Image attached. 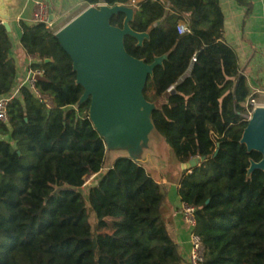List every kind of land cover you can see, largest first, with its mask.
Wrapping results in <instances>:
<instances>
[{
    "label": "trees",
    "instance_id": "16d2710c",
    "mask_svg": "<svg viewBox=\"0 0 264 264\" xmlns=\"http://www.w3.org/2000/svg\"><path fill=\"white\" fill-rule=\"evenodd\" d=\"M124 17L112 16L110 25L122 28ZM223 20L219 0H144L129 27L148 38L137 45L125 36L124 48L146 64L166 56L143 89L155 105L152 122L179 168L205 158L178 181V195L196 209L203 264H264V173L247 175L261 155L240 143L250 88L224 41ZM20 48L36 59L29 69L41 71L36 88L52 105L27 84L13 95L16 64L0 24V98L10 99L8 122L0 123L9 139H0V264H188L162 209L160 177L118 158L81 194L84 178L100 174L105 159L90 102L78 104L84 90L51 28L21 25ZM89 210L97 224L110 219V233L93 234Z\"/></svg>",
    "mask_w": 264,
    "mask_h": 264
},
{
    "label": "water",
    "instance_id": "95a60500",
    "mask_svg": "<svg viewBox=\"0 0 264 264\" xmlns=\"http://www.w3.org/2000/svg\"><path fill=\"white\" fill-rule=\"evenodd\" d=\"M134 11L135 7L127 5H90L54 33L71 59L76 84L84 90L78 104L90 102L88 118L104 141L109 168L118 158H128L150 169L143 148L159 134L151 119L155 105L145 100L143 89L147 78L166 56L146 64L126 52L125 36L135 38L137 45L148 38L146 33L134 32L129 27ZM119 13L125 16L122 28L110 25L111 17ZM37 78L43 80L42 76ZM240 143L248 152L261 155L260 161H250L247 175L255 170L264 173V106L253 110ZM204 160L192 159L182 164L181 170L190 173Z\"/></svg>",
    "mask_w": 264,
    "mask_h": 264
},
{
    "label": "crops",
    "instance_id": "0c3cea01",
    "mask_svg": "<svg viewBox=\"0 0 264 264\" xmlns=\"http://www.w3.org/2000/svg\"><path fill=\"white\" fill-rule=\"evenodd\" d=\"M50 8L51 30L59 31L73 18L84 11L88 5L86 0H46ZM137 4L144 0H134ZM223 14L224 41L233 48L237 55L239 75L243 76L250 88V96L257 103L264 98V0H219ZM33 0H0V24L8 33L11 42L10 55L16 64V79L13 95L26 84L29 65L36 62L32 56H24L20 48L21 25H31ZM253 92H256L253 95ZM249 96V97H250ZM0 139L8 141L7 136ZM143 168L154 179L160 177L158 183L167 188V196L173 211L166 215L168 227L182 255L188 263L189 244L187 226L182 217L176 212L178 203V183L170 185L168 179L157 168ZM95 174L94 179L108 170Z\"/></svg>",
    "mask_w": 264,
    "mask_h": 264
},
{
    "label": "built area",
    "instance_id": "2783aa9c",
    "mask_svg": "<svg viewBox=\"0 0 264 264\" xmlns=\"http://www.w3.org/2000/svg\"><path fill=\"white\" fill-rule=\"evenodd\" d=\"M127 6H133L136 8L137 3L134 0H130ZM31 23L32 24H44L46 27L51 28L52 22L50 20V8L46 0H33V10L31 15ZM187 27L184 24L177 25V32L179 34L186 33ZM196 57L192 56L190 60V64L195 63ZM189 74V69L186 72V76ZM39 76H42L41 71L39 70H30L28 77L26 79V84L32 90L34 95L47 107H51L52 102L48 95L42 94L36 88V83L38 81ZM256 92H253V95ZM10 99L8 98H0V123L8 122V102ZM258 106V103L251 96L248 97L245 110L241 114L242 121L248 122L251 118L253 110ZM95 174H91L89 180L93 179ZM86 178V177H85ZM84 184L86 185L87 182ZM176 212L182 217L185 225L187 226V240L189 244V254H188V264H203L204 262V247L202 245L201 239L196 232L197 221H196V209L183 201L180 197L178 199V203L176 206Z\"/></svg>",
    "mask_w": 264,
    "mask_h": 264
},
{
    "label": "rangeland",
    "instance_id": "374dc122",
    "mask_svg": "<svg viewBox=\"0 0 264 264\" xmlns=\"http://www.w3.org/2000/svg\"><path fill=\"white\" fill-rule=\"evenodd\" d=\"M260 102H264V98L261 97ZM258 106H264V105L258 103ZM143 149L146 153L145 159L148 160L147 164L150 165L151 168H154V166H156L157 167L156 172L159 170L168 179V185H169L167 186L168 188L170 187V185H175L176 183H178L181 175V167L179 168L177 166L175 158L170 148L165 144L161 135L156 134L155 138L150 139L148 147ZM108 165H109V159L106 158L104 159V166L107 167ZM95 180L96 178L95 179L93 178L91 180H89V177L85 178V182L87 183L86 185H83L80 188V192L83 196H86L88 188L94 183ZM86 206L87 208H89L87 202H86ZM162 209L163 211H165V218L169 210L173 211V207L167 195L165 197V201L163 203ZM89 223L92 226L93 234L96 233L95 230H97L98 232H106V233L111 232V230L109 229L110 219H106L102 223L97 224L94 213L90 210H89Z\"/></svg>",
    "mask_w": 264,
    "mask_h": 264
}]
</instances>
